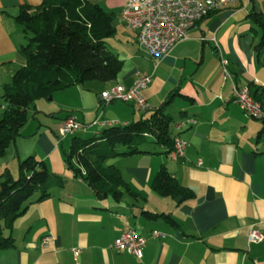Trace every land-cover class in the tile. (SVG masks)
<instances>
[{"label": "crops", "instance_id": "crops-1", "mask_svg": "<svg viewBox=\"0 0 264 264\" xmlns=\"http://www.w3.org/2000/svg\"><path fill=\"white\" fill-rule=\"evenodd\" d=\"M88 1L117 8L118 18L125 0ZM40 2L0 0V117L2 89L26 62L20 52L26 38L16 15L20 7ZM250 3L235 0L205 16L186 39L159 57L140 50L134 31L116 30L106 42L123 60L113 80L55 91L49 101L57 97L59 112L46 104L29 107L22 135L0 158V174L8 169L14 177L18 161L34 155L49 172L62 175L65 184L41 200L36 195L27 200L25 213L9 231L14 246L0 249V264H264V139H256L264 123L246 116L233 93L234 85L264 86V48L257 47L261 30L250 16L264 9L248 11ZM141 72L150 75L141 91L149 110L163 107L175 119L173 134L188 143L185 155L173 159L164 147L148 144L141 148L150 152L107 159L140 196L125 193L127 199L123 195L120 202L98 199L67 167L72 135L60 137L59 126L72 115L84 124L73 135L87 138L145 117L149 110L122 101L106 104L101 98L115 84L132 85ZM171 92L179 95L167 105ZM96 117L100 123L92 125ZM162 165L193 196L182 200L152 190L150 182ZM142 210L170 213L178 225L147 219ZM252 227L261 241L248 240ZM127 228L147 237L140 258L112 246ZM152 231L158 237H151Z\"/></svg>", "mask_w": 264, "mask_h": 264}, {"label": "trees", "instance_id": "trees-1", "mask_svg": "<svg viewBox=\"0 0 264 264\" xmlns=\"http://www.w3.org/2000/svg\"><path fill=\"white\" fill-rule=\"evenodd\" d=\"M250 16L261 30L257 47L264 48V12L252 10ZM115 18L114 11L88 0H41L38 5L20 7L16 20L23 26L26 38L20 46L26 62L2 89L0 158L20 134L28 109L36 100L69 86L90 80L109 81L117 76L123 60L106 48L107 40L116 33ZM249 89L264 109V86ZM176 95L179 93L171 92L165 104ZM147 112L138 120L105 127L98 136L72 135L65 154L67 167L90 187L96 198L120 202L125 193L134 198L140 196L115 165L105 163L107 159L150 152L141 148L145 144L162 146L166 154L172 150L175 119L163 107ZM260 120L264 123V118ZM256 139H264V126ZM118 144L126 145V149H117ZM0 178V249H4L14 246V238L4 231H11L16 219L25 213L27 200L34 195L37 200L49 196L54 188L64 186L65 178L49 172L34 155L18 161L16 178L8 169ZM150 187L161 196H180L182 200L193 196L192 190L180 184L165 165L156 172ZM142 214L147 219L178 225L170 213L142 210Z\"/></svg>", "mask_w": 264, "mask_h": 264}, {"label": "built area", "instance_id": "built-area-1", "mask_svg": "<svg viewBox=\"0 0 264 264\" xmlns=\"http://www.w3.org/2000/svg\"><path fill=\"white\" fill-rule=\"evenodd\" d=\"M235 0H125L118 13V19L125 29L134 31L139 46L151 56L159 57L170 51L175 44L186 39L189 31L198 21L210 12L220 10L232 4ZM150 83V75L141 72L132 85L126 87L115 84L101 92L104 103L122 101L133 104L140 110L151 108L141 91ZM235 102L243 113L251 118H264V109L253 99L249 86L234 85ZM99 118L92 125L99 124ZM84 124L72 115L66 116L59 126V136L73 135ZM188 143L180 135L173 138V148L168 153L173 159L183 158ZM151 237H158L157 231L151 232ZM250 242H259L262 235L252 227L248 234ZM147 237L139 234L134 228L121 231L113 241L112 246L120 251H127L140 258ZM77 250L74 251L77 254Z\"/></svg>", "mask_w": 264, "mask_h": 264}, {"label": "rangeland", "instance_id": "rangeland-1", "mask_svg": "<svg viewBox=\"0 0 264 264\" xmlns=\"http://www.w3.org/2000/svg\"><path fill=\"white\" fill-rule=\"evenodd\" d=\"M247 0H243V2H246ZM104 1L102 0L101 1V3H103ZM248 2H250V1H248ZM101 6L104 8V9H106V10H112V11H117V8H113V9H107L108 7H107V5L105 4V3H103V4H101ZM258 6H260V8H262V9H264V0H251V3H250V5H249V7H248V11H250L252 8H254V7H258ZM113 25L115 26V28H116V30H117V33H119V32H121V31H125L123 28L124 27H122L121 26V24L119 23V21H118V18H115V20L113 21ZM134 47V49H135V52L136 51H138L137 50V45H133ZM141 51H143V52H145L146 54H148L146 51H144V50H142V48L140 49ZM144 53V54H145ZM149 55V54H148ZM92 82H96L95 80H93ZM61 90V89H60ZM55 92H53V94H54ZM53 94L51 95V96H49L48 98H43V99H38V100H36L32 105H31V107H30V109H32L33 108V106L34 105H42V104H46V105H50L51 107H55V109L54 110H56L57 112H59V106L58 105H56V100H57V97H55L54 99L55 100H52V101H49V100H51L52 99V96H53ZM47 99H48V101H47ZM47 101V102H46ZM31 113L32 112H29L28 113V118L29 117H31ZM40 120L41 121H45V120H47V118H45L44 116H40ZM174 129V128H173ZM19 135H22L21 134V132H20V134ZM93 137V136H92ZM16 144V143H15ZM145 145H148V144H145ZM117 149H119V150H124V149H126V145H122V144H118L117 145ZM17 177V175H15L14 176V178H16ZM125 195V194H124ZM125 199H127V194L125 195ZM4 234L5 235H8L9 234V231L8 230H5L4 231Z\"/></svg>", "mask_w": 264, "mask_h": 264}]
</instances>
